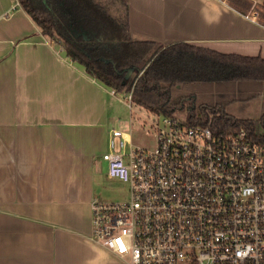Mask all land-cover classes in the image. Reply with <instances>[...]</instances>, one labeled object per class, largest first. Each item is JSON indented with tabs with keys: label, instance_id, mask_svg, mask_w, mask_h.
<instances>
[{
	"label": "crops",
	"instance_id": "0c3cea01",
	"mask_svg": "<svg viewBox=\"0 0 264 264\" xmlns=\"http://www.w3.org/2000/svg\"><path fill=\"white\" fill-rule=\"evenodd\" d=\"M125 1L136 41L264 60V27L225 1ZM112 92L0 0V264H128L92 237Z\"/></svg>",
	"mask_w": 264,
	"mask_h": 264
},
{
	"label": "built area",
	"instance_id": "2783aa9c",
	"mask_svg": "<svg viewBox=\"0 0 264 264\" xmlns=\"http://www.w3.org/2000/svg\"><path fill=\"white\" fill-rule=\"evenodd\" d=\"M155 118L154 150L111 135L107 175L130 198L92 202L95 242L128 264H264V140Z\"/></svg>",
	"mask_w": 264,
	"mask_h": 264
},
{
	"label": "trees",
	"instance_id": "16d2710c",
	"mask_svg": "<svg viewBox=\"0 0 264 264\" xmlns=\"http://www.w3.org/2000/svg\"><path fill=\"white\" fill-rule=\"evenodd\" d=\"M16 1L67 59L115 94L132 92L133 102L148 115L173 117L187 108L191 124H212L225 135L246 130L264 140V116L259 121L238 120L226 110L264 96L263 59L221 55L187 44L163 47L136 41L125 0ZM226 3L242 16L257 15L256 21L264 27V2L255 6L251 0ZM130 70L134 73L127 80Z\"/></svg>",
	"mask_w": 264,
	"mask_h": 264
},
{
	"label": "rangeland",
	"instance_id": "374dc122",
	"mask_svg": "<svg viewBox=\"0 0 264 264\" xmlns=\"http://www.w3.org/2000/svg\"><path fill=\"white\" fill-rule=\"evenodd\" d=\"M151 57H148V61ZM254 95V93H253ZM109 132L119 131L131 137V144L136 149L154 150L158 145V135L152 130V123L155 116L148 115L147 111L132 102V110L129 109V102L126 94H111L109 97ZM227 114L238 120L251 119L259 121L264 116V96L252 98L243 104H232L227 109ZM187 108L177 111L173 116L175 119L187 122ZM111 138V137H110ZM109 141L107 143L109 144ZM108 148V145H107ZM109 149L107 150V153ZM106 153L101 149V188L97 201L118 202L130 198V188L119 180L108 178L107 163L103 161ZM106 153V154H107Z\"/></svg>",
	"mask_w": 264,
	"mask_h": 264
},
{
	"label": "water",
	"instance_id": "95a60500",
	"mask_svg": "<svg viewBox=\"0 0 264 264\" xmlns=\"http://www.w3.org/2000/svg\"><path fill=\"white\" fill-rule=\"evenodd\" d=\"M152 59H153V57L151 56V59H150L151 61H148V60H147L148 63L152 62ZM143 72H144V70H143V71H140V72H139V75H141ZM133 73H134V71H133V70H130V71L128 72V74H127L126 79L129 80V79L131 78V76L133 75ZM139 75L135 78L134 82L132 83V86H133L134 83L136 82V80H137V78L139 77ZM132 86H131V87H132Z\"/></svg>",
	"mask_w": 264,
	"mask_h": 264
},
{
	"label": "snow or ice",
	"instance_id": "6c2138e0",
	"mask_svg": "<svg viewBox=\"0 0 264 264\" xmlns=\"http://www.w3.org/2000/svg\"><path fill=\"white\" fill-rule=\"evenodd\" d=\"M122 250H123V247H122Z\"/></svg>",
	"mask_w": 264,
	"mask_h": 264
}]
</instances>
